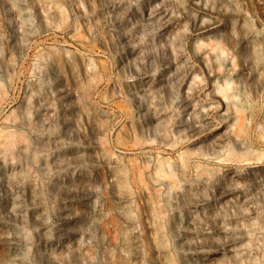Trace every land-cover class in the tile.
Segmentation results:
<instances>
[{"label":"rangeland","instance_id":"rangeland-1","mask_svg":"<svg viewBox=\"0 0 264 264\" xmlns=\"http://www.w3.org/2000/svg\"><path fill=\"white\" fill-rule=\"evenodd\" d=\"M0 264H264V0H0Z\"/></svg>","mask_w":264,"mask_h":264}]
</instances>
